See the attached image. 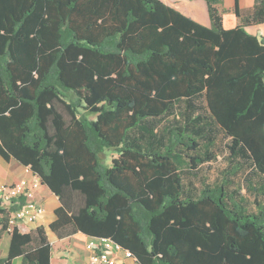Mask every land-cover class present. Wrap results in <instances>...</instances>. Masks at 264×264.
Listing matches in <instances>:
<instances>
[{
  "label": "trees",
  "instance_id": "obj_1",
  "mask_svg": "<svg viewBox=\"0 0 264 264\" xmlns=\"http://www.w3.org/2000/svg\"><path fill=\"white\" fill-rule=\"evenodd\" d=\"M204 1L211 27L161 0H0V156L59 201L30 232L9 231L25 198L0 206V264H52L48 231L111 239L138 264H264V204L250 211L227 181L186 188L179 170L212 160L192 155L208 114L229 161L264 176V37L246 30L264 0L246 17L236 0L232 30L223 0ZM178 109L184 123L157 131Z\"/></svg>",
  "mask_w": 264,
  "mask_h": 264
},
{
  "label": "rangeland",
  "instance_id": "obj_2",
  "mask_svg": "<svg viewBox=\"0 0 264 264\" xmlns=\"http://www.w3.org/2000/svg\"><path fill=\"white\" fill-rule=\"evenodd\" d=\"M221 7L225 14H229L233 10V6L230 7L228 4V0H223ZM198 113L203 112L200 111ZM205 116L207 117L205 122L208 123L207 134L210 140H200L198 151L192 155H203L209 148L214 156L211 161L199 164L194 168L186 165L179 167L186 188L200 190L205 185H216L227 181L229 190L237 191L239 198L241 197L246 201L249 210L255 211L257 209V202L264 204V176L258 175L251 165L242 159H238L235 162L229 161L227 150L228 138L221 128L209 119L208 114H205ZM175 121L184 123L182 110L178 109L174 114L159 120L156 125L157 131L162 132L171 128L175 125ZM116 157L117 154L114 151H106L102 159L110 166L112 160ZM186 161L189 162V158H186ZM236 168L237 171L233 172ZM54 248V264H58V260L62 259V257L73 261L75 257L72 253L75 248L74 242L68 244L56 243L54 244Z\"/></svg>",
  "mask_w": 264,
  "mask_h": 264
},
{
  "label": "crops",
  "instance_id": "obj_3",
  "mask_svg": "<svg viewBox=\"0 0 264 264\" xmlns=\"http://www.w3.org/2000/svg\"><path fill=\"white\" fill-rule=\"evenodd\" d=\"M166 5L171 8L176 9L183 15L193 19L197 23L205 27H211V21L208 15L207 4L204 0H161ZM235 1L228 0V4L233 6V10L229 14H223L224 29L232 30L237 28L241 24V19L235 14ZM239 12L242 17L249 15L254 7L255 0H238ZM247 32L257 36L264 37V25L250 26L246 28ZM1 157V156H0ZM29 175L26 173V167L22 166L15 160L5 161L2 157L0 159V184H12L20 181L21 179L27 178ZM31 200L36 201L42 205L45 209V214L34 224L29 225L23 230L30 232L36 228L43 226L48 228L49 225L55 219V210L59 207L58 198L46 187L42 186L38 191H36ZM49 240L54 247L56 243H75V248L73 249V261L64 259L58 260V264H89L90 253L86 249V244L91 241V239L81 233L74 235L73 237L58 240L56 236L48 231ZM11 237L10 235L4 236L0 244V258L4 259L8 256L10 247ZM55 252V248H54ZM54 252L52 256V264H54ZM57 252V251H56ZM64 254V253H63ZM124 264H138L134 260L124 259ZM12 264H22V259L17 258Z\"/></svg>",
  "mask_w": 264,
  "mask_h": 264
},
{
  "label": "built area",
  "instance_id": "obj_4",
  "mask_svg": "<svg viewBox=\"0 0 264 264\" xmlns=\"http://www.w3.org/2000/svg\"><path fill=\"white\" fill-rule=\"evenodd\" d=\"M29 177L12 184H0V206L8 207L19 204L21 198L26 202L16 212L11 214L9 231L15 227L21 229L34 225L44 214L45 209L36 201L31 200L33 194L41 187V180L34 175L30 168H26ZM90 253L89 264H124V259H136L133 254L121 245L108 238L91 240L86 244Z\"/></svg>",
  "mask_w": 264,
  "mask_h": 264
}]
</instances>
